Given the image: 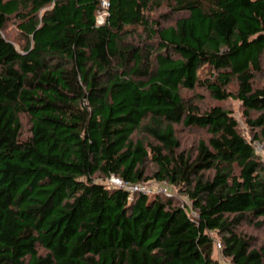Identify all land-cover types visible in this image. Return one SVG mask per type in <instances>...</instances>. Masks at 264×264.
Instances as JSON below:
<instances>
[{"label": "trees", "instance_id": "trees-1", "mask_svg": "<svg viewBox=\"0 0 264 264\" xmlns=\"http://www.w3.org/2000/svg\"><path fill=\"white\" fill-rule=\"evenodd\" d=\"M178 127L206 137L184 150ZM247 224L264 226V0H0V264H222L216 244L264 264Z\"/></svg>", "mask_w": 264, "mask_h": 264}, {"label": "rangeland", "instance_id": "rangeland-1", "mask_svg": "<svg viewBox=\"0 0 264 264\" xmlns=\"http://www.w3.org/2000/svg\"><path fill=\"white\" fill-rule=\"evenodd\" d=\"M156 14H162V15H167L169 14V11L167 10V6L163 7L161 10L157 11ZM104 14L100 15V19L99 22L102 23L103 22V18L102 17ZM171 15V14H169ZM10 39H12L13 41H15V43L17 44V48L20 47L21 48V41H20V35L17 34L16 28L14 27V25L11 23L9 24L8 28H7V33H6ZM236 89V85L234 87H232V91H235ZM185 96L189 97V99H191V101L199 106L200 111H205L207 109H209L212 106H215L217 103L212 99V97L209 96V94L205 91V90H196L195 92H185ZM221 105H223V107L228 108L232 111V113H234V117H236L240 123V129L242 130L243 134L246 137H250L249 135V131L246 128V124H245V120L243 117V112H242V108H241V103L237 100H229L227 102L222 103ZM23 122H24V129H23V135L24 136H28L29 135V122L28 119L23 117ZM178 131V137L180 139L181 142V146L184 150L188 149H192L194 148V146L196 145V143L201 140L203 137H206V132L203 131H194V130H184L181 127L177 128ZM153 169V167L151 165H147V170ZM113 179V178H112ZM111 179V180H112ZM117 178H115L116 180ZM112 182V181H111ZM149 187H156V186H162L164 184H160L157 182H149L146 183ZM171 193H175V190L173 188L170 189ZM150 197H153V195H151ZM186 200V199H185ZM241 231L244 232L245 234H247L248 236L254 238L257 242L258 245H264V226L263 227H257L256 225H244L241 227ZM215 257L222 263V264H230V262L224 258V256L221 255V248L220 246H218V244H216V250H215Z\"/></svg>", "mask_w": 264, "mask_h": 264}, {"label": "built area", "instance_id": "built-area-1", "mask_svg": "<svg viewBox=\"0 0 264 264\" xmlns=\"http://www.w3.org/2000/svg\"><path fill=\"white\" fill-rule=\"evenodd\" d=\"M105 6L107 8L109 6V3L105 2ZM103 22H104V18H103ZM257 151L261 155L263 154V148L258 144H257ZM112 178H111L112 180L110 179L107 181L111 187H115V188H119V189H121V188L125 189L127 192L131 193V195L138 194V193H143L146 195H154V194H163L166 196L172 195L170 188L166 185H162L160 187L156 186L153 188V187H149L147 184L133 185V184H129L127 182H124L123 180H120L118 178L116 180H115V177H112ZM218 246H220V245H218ZM220 248H221V246H220Z\"/></svg>", "mask_w": 264, "mask_h": 264}]
</instances>
